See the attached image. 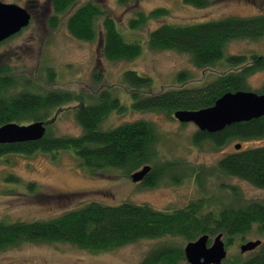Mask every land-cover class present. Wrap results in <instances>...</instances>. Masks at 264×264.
I'll return each mask as SVG.
<instances>
[{
  "label": "rangeland",
  "instance_id": "rangeland-1",
  "mask_svg": "<svg viewBox=\"0 0 264 264\" xmlns=\"http://www.w3.org/2000/svg\"><path fill=\"white\" fill-rule=\"evenodd\" d=\"M26 8L27 0H0ZM32 5V19L18 33L0 42V65H9L14 73L37 79L39 91H68L89 103L103 90H110L123 105V112H111L102 122L109 129L123 122L146 119L158 133L156 156L147 165L155 173H162L157 183L144 186L133 182L130 173L117 168L92 171L81 165L71 149L54 152H34L29 155L7 154L0 159V220L32 221L59 216L89 201L106 205L122 202L148 204L156 210L183 208L197 199H205L206 210H217L232 201L239 203L264 201V189L235 176L216 170L225 155L241 149L264 146V137L241 140L232 138L222 146L209 141L193 143L197 127L181 123L173 112L163 110H135L132 107L133 88L123 81V72L135 70L151 79L149 88L138 90L142 96L172 88L201 86L226 70L229 55L251 53L264 55V36L251 39H232L224 47V58L213 65L197 67L191 56L175 50H153L147 44L148 33L162 23L183 25L221 19L226 16H251L264 13V0H210L204 8L185 4L183 0H94L114 19L119 32L127 42L138 41L141 51L132 59L109 60L101 52V17L97 35L92 41L73 37L66 25L68 16L86 0H78L65 14L60 15L56 27L48 20L53 11L47 0ZM35 3V2H34ZM51 6V4H50ZM155 7H165L169 15L148 19L139 28L129 25L137 12L148 13ZM53 76L47 82L46 71ZM184 72L187 81L178 82L177 74ZM264 82V71H254L246 78L247 87L259 90ZM93 99V100H92ZM78 100L61 106L47 116L52 118L50 133L78 135L81 127L75 121L72 109ZM60 108V107H59ZM47 118V119H48ZM44 122V120H42ZM24 124H28L25 122ZM239 144L240 148L235 146ZM141 169V168H139ZM138 169V170H139ZM13 174L19 181L5 179ZM32 183L29 189L28 184ZM215 236L209 237L211 243ZM264 242V233L252 229L245 239L234 238L227 246V259L247 255L239 246L247 241ZM168 244L184 248L186 241L179 237L143 238L125 245L92 252L69 242H21L0 250V264H141L153 248ZM248 252V253H247Z\"/></svg>",
  "mask_w": 264,
  "mask_h": 264
},
{
  "label": "trees",
  "instance_id": "trees-1",
  "mask_svg": "<svg viewBox=\"0 0 264 264\" xmlns=\"http://www.w3.org/2000/svg\"><path fill=\"white\" fill-rule=\"evenodd\" d=\"M76 2L78 0H49L53 14L49 17L48 24L56 27L60 15L68 12ZM183 2L196 8H204L210 4V0ZM167 15L169 10L165 7H155L148 13L139 11L136 18L129 21V25L139 28L148 19ZM101 17L102 55L109 60L138 56L141 51L139 42H127L114 19L94 0H86L68 16L67 29L79 40L92 41L98 33L97 22ZM262 36L264 13L245 17L226 16L196 24L162 23L148 33L147 44L153 50L187 53L195 66L204 67L224 58V47L229 40H254ZM225 62L229 68H237L228 69L197 87L172 88L142 96L138 90L150 87L149 76L130 69L123 72V81L134 90L131 96L135 110H198L212 106L224 93L252 91L247 87V76L254 71H264L262 54L229 55ZM13 70L9 65H0V126L11 122L24 124L44 120L46 133L36 141L0 143V159L7 154L29 155L37 151L71 149L81 165L92 171L113 167L133 173L155 158L158 133L149 120L127 121L109 129L101 127L111 112L124 111L123 105L110 90H103L94 97V101L84 103L81 102L82 98L68 91H39L34 88L37 86V79L22 73L16 75ZM53 73L52 70L46 71L47 82L52 79ZM186 79L184 72L177 74L178 82H185ZM255 92L264 93V82ZM74 100L80 102L72 109V113L81 127V133L72 136L50 133L51 119L57 116L63 104ZM54 109L56 112L53 117L48 118ZM260 137H264V116L233 123L215 133L197 130L192 140L195 145L209 141L215 146H222L232 138L248 140ZM216 170L264 189V146L249 147L227 154L218 161ZM161 175L162 173H155L151 168L141 185L152 186ZM5 179L19 181L11 173ZM28 187L31 189L32 183ZM206 201L203 198L197 199L174 210H156L148 204L131 202L106 205L89 201L48 219L12 222L0 220V250L17 246L21 242L61 241L98 252L143 238L179 237L188 243L202 235L210 237L220 233L226 247L234 238L245 239L252 229L257 233H264V201L242 204L232 201L217 210H206ZM141 264L188 263L181 246L163 244L151 249ZM221 264H264V242L261 241L247 255L226 257Z\"/></svg>",
  "mask_w": 264,
  "mask_h": 264
},
{
  "label": "water",
  "instance_id": "water-1",
  "mask_svg": "<svg viewBox=\"0 0 264 264\" xmlns=\"http://www.w3.org/2000/svg\"><path fill=\"white\" fill-rule=\"evenodd\" d=\"M30 13L26 8L15 3L0 1V42L18 33L30 22ZM264 116V93L238 90L227 92L219 97L212 106L198 109H178L173 117L181 123H193L198 130L215 133L233 123L249 121ZM46 133V124L42 120L28 124L15 122L0 126V143L36 141ZM236 149L240 145L235 146ZM150 165H143L133 172L130 178L139 183L150 172ZM261 243L260 240L247 241L239 246L240 252L251 251ZM188 264H221L227 256L222 234H217L212 242L208 235H202L186 243L183 248Z\"/></svg>",
  "mask_w": 264,
  "mask_h": 264
},
{
  "label": "flooded vegetation",
  "instance_id": "flooded-vegetation-1",
  "mask_svg": "<svg viewBox=\"0 0 264 264\" xmlns=\"http://www.w3.org/2000/svg\"><path fill=\"white\" fill-rule=\"evenodd\" d=\"M34 1V0H33ZM35 2V3H34ZM34 2H32V1H29V0H27V5H26V9H27V11L30 13V20L32 19V16H33V11H32V9H31V6L32 5H38V2L37 1H34ZM45 4H47L45 7H47L46 9L48 10V4H49V7L51 8V9H49L50 11L52 10L53 11V9H52V7L50 6V3H49V0H47V2L45 3ZM52 15V14H51ZM50 15V16H51ZM51 121V120H50ZM226 250H227V246H226Z\"/></svg>",
  "mask_w": 264,
  "mask_h": 264
}]
</instances>
